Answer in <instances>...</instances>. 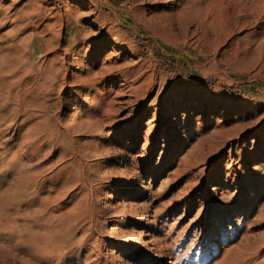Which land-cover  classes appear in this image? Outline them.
I'll list each match as a JSON object with an SVG mask.
<instances>
[{"label":"rangeland","instance_id":"374dc122","mask_svg":"<svg viewBox=\"0 0 264 264\" xmlns=\"http://www.w3.org/2000/svg\"><path fill=\"white\" fill-rule=\"evenodd\" d=\"M18 1L54 38L0 112V264H264V0Z\"/></svg>","mask_w":264,"mask_h":264},{"label":"bare ground","instance_id":"6f19581e","mask_svg":"<svg viewBox=\"0 0 264 264\" xmlns=\"http://www.w3.org/2000/svg\"><path fill=\"white\" fill-rule=\"evenodd\" d=\"M62 1V0H61ZM251 3L256 2L255 0H250ZM18 0H4V2H2L3 4H5V10L2 13L3 14V20L4 22L2 23V27L0 29V112L5 110L6 113V109H5V104L7 101H15L17 102L19 100L21 91L19 89V87L21 88L22 83H20V85L18 84L19 81H24L29 79L26 76V73L23 71L22 69V61L24 60V57L26 55V51H25V42L28 43V37L32 36L33 34H38L40 37H45V35H50V40L52 38H54V36H52V33L46 34L45 30H39V28L37 27V23H39L41 21V15L44 14L45 7L44 6H40L38 4V1H36V3H30V4H26L23 6V8L21 9H17L16 8V4L18 3ZM63 2V1H62ZM59 0H54L52 2L51 8L48 6L49 3H47L46 7L49 9H47V13L48 16L46 17V20L48 21L47 26L50 27L51 25V21L53 19V17L51 16V14L53 12L56 11L55 7L56 5L62 3ZM44 3V2H43ZM64 3V2H63ZM66 3V2H65ZM64 3V4H65ZM45 5V4H44ZM62 6V5H61ZM65 8V6H64ZM251 8V7H250ZM1 9V8H0ZM3 10V9H2ZM62 10L57 12V18L61 21V23L64 21L63 15H62ZM2 12V11H1ZM37 12V15H36ZM240 12V11H239ZM56 13V12H55ZM241 13H239L240 15ZM248 14V13H247ZM1 15V14H0ZM208 17V16H207ZM250 17V16H249ZM255 19V18H254ZM43 21V20H42ZM244 22V21H243ZM255 22V21H254ZM204 23V21H203ZM64 24V23H63ZM37 25V26H36ZM201 25V24H200ZM8 28L7 31H3L2 32V28L4 29ZM46 27L44 29H46ZM198 27V26H197ZM250 29L252 28L254 31V35H258L259 29L260 27L258 26V24L255 22H251L250 25H245L242 24L240 25V27L238 26H234L232 28V33L233 34H240L242 33L245 29ZM28 32V34H26ZM30 33V34H29ZM30 35V36H29ZM45 42V39H44ZM84 46V45H83ZM86 46V45H85ZM97 49V48H96ZM86 49L83 51L84 52V57H92V54H87L85 53ZM108 54V53H107ZM83 56V55H82ZM108 56V55H106ZM52 57V56H51ZM106 58V57H105ZM96 59V57H94V60ZM48 60V59H47ZM80 60V59H79ZM81 61V60H80ZM56 63V58L52 57L49 60V66H48V70L47 73L51 72V66L53 63ZM56 65V64H55ZM81 65L79 64V67ZM83 66V65H82ZM24 67V66H23ZM57 68V67H56ZM81 68V67H80ZM60 69V68H59ZM45 70V69H44ZM30 73V72H29ZM30 75V74H29ZM31 76V75H30ZM41 76V75H40ZM40 76H36L35 79L37 80L38 77ZM44 77V76H43ZM49 78V76H47ZM31 78V77H30ZM41 78V77H40ZM46 78V77H45ZM34 79V77H33ZM45 80V79H44ZM43 80V81H44ZM50 80V79H49ZM33 81V80H32ZM32 81H30L32 83ZM38 81V80H37ZM46 81V80H45ZM107 82V81H106ZM27 83V82H26ZM17 84V85H16ZM44 84V82H43ZM116 81H111L109 83V85H115ZM25 85V83H24ZM29 85V83H28ZM33 85V84H31ZM31 85H29V88H25V90L23 91L24 94L23 98L25 97H34L33 99H35V97L38 94V90H41L40 88H42V84L39 86H36L35 88H33ZM23 86V85H22ZM31 86V87H30ZM107 87V86H106ZM97 92V90H96ZM88 93V92H87ZM98 93V92H97ZM96 93V94H97ZM100 93V92H99ZM95 95V94H94ZM91 96V95H90ZM85 98V97H84ZM89 98V95H88ZM92 98V97H91ZM96 98H98L96 96ZM37 99V97H36ZM25 100V99H24ZM28 100V99H27ZM26 100V101H27ZM87 100V99H86ZM95 100V98H94ZM94 100H92L94 102ZM97 100V99H96ZM99 100V99H98ZM128 100V99H127ZM10 101V102H11ZM32 101V100H31ZM34 102V101H33ZM32 102V103H33ZM87 102V101H86ZM96 102V101H95ZM30 103V102H28ZM27 103V104H28ZM35 103V102H34ZM88 103V102H87ZM9 104V103H8ZM7 104V105H8ZM11 104V103H10ZM15 104V103H14ZM13 104V106H14ZM84 103L81 100H77L75 102V105H83ZM92 104V103H91ZM32 105V104H31ZM32 107V106H31ZM30 107V108H31ZM75 107V106H74ZM9 108V107H8ZM7 108V109H8ZM28 108V107H27ZM75 109V108H74ZM32 110V109H31ZM29 111V110H28ZM9 112V111H7ZM12 112V111H11ZM14 112H16L14 110ZM26 112V111H25ZM24 112V113H25ZM30 113V112H29ZM75 113V110H73V114ZM3 114V113H2ZM28 114V113H27ZM32 115V114H31ZM76 115V114H75ZM2 116V115H1ZM0 116V117H1ZM5 116V115H4ZM30 116V115H29ZM74 119V116L72 118V115L70 118H68L67 120ZM24 120V119H23ZM32 120V119H31ZM23 122V121H22ZM37 126V125H36ZM131 138V137H130ZM13 162V161H12ZM21 164V163H20ZM28 166V165H27ZM30 168V167H29ZM49 174V173H48ZM36 175L35 173H33L32 177H31V183H34V187L32 189V194H36L38 192H40V188L42 187V185L44 183H42V181H45V179L42 178V180L40 179V181L38 179H36ZM36 179V180H35ZM218 188L215 186L212 190L216 191ZM36 205V204H35ZM50 207V206H49ZM43 210V209H42ZM38 212V211H37ZM41 212V211H40ZM51 212V211H50ZM46 214V213H45ZM51 214V213H50ZM230 228V227H229ZM46 230V229H45ZM222 233V232H221ZM225 234V233H224ZM220 237H222V235H220ZM223 238V237H222ZM221 238V240H222ZM216 240V239H215ZM6 241V240H5ZM2 242V241H0ZM4 243V242H3ZM6 244V243H5ZM218 244V243H217ZM9 245V244H8ZM18 246V245H17ZM13 247V246H12ZM3 248V247H1ZM0 248V249H1ZM7 248H4L5 251ZM10 249V248H9ZM15 249V248H14ZM3 250V251H4ZM2 251V249L0 250ZM2 253V252H1ZM14 253V252H13ZM17 253V252H16ZM1 256V255H0ZM15 257V258H20L19 256H11ZM14 258V259H15ZM6 259V258H5ZM22 259V258H20ZM7 261V260H6ZM8 262V261H7ZM14 262V261H13ZM3 264H6L5 262H3ZM15 264V263H14ZM167 264H176V259L175 257H171L170 260L168 261Z\"/></svg>","mask_w":264,"mask_h":264}]
</instances>
